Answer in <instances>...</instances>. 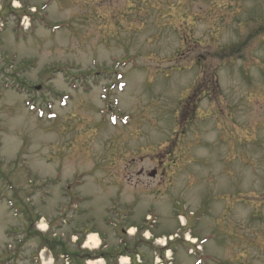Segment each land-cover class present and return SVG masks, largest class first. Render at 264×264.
Instances as JSON below:
<instances>
[{
  "label": "rangeland",
  "instance_id": "obj_1",
  "mask_svg": "<svg viewBox=\"0 0 264 264\" xmlns=\"http://www.w3.org/2000/svg\"><path fill=\"white\" fill-rule=\"evenodd\" d=\"M172 139L151 238L176 235L173 264H264V0H0V264L10 234L20 264H139L122 230L154 202L126 167Z\"/></svg>",
  "mask_w": 264,
  "mask_h": 264
},
{
  "label": "flooded vegetation",
  "instance_id": "obj_2",
  "mask_svg": "<svg viewBox=\"0 0 264 264\" xmlns=\"http://www.w3.org/2000/svg\"><path fill=\"white\" fill-rule=\"evenodd\" d=\"M133 153V152H132ZM173 154L170 151L169 147L160 152V150L152 155L151 157L139 156V155H132L130 157V161L127 164L126 170L130 171V176H136L138 179H146L147 181H156V185L160 188V185L165 182V175L168 170L167 162L165 161L169 159L170 155ZM138 160V161H137ZM150 163L152 165L151 168H146L145 166H141L143 162ZM169 180V179H168Z\"/></svg>",
  "mask_w": 264,
  "mask_h": 264
},
{
  "label": "bare ground",
  "instance_id": "obj_3",
  "mask_svg": "<svg viewBox=\"0 0 264 264\" xmlns=\"http://www.w3.org/2000/svg\"><path fill=\"white\" fill-rule=\"evenodd\" d=\"M14 6H15V7H18L19 5H18L17 2H15V3H14ZM32 10H33V9H32ZM187 239L190 240L192 243H194V240H193V239H189V238H187ZM160 243L163 244L162 241H161Z\"/></svg>",
  "mask_w": 264,
  "mask_h": 264
}]
</instances>
